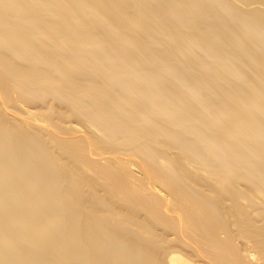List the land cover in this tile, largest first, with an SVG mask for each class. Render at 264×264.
Segmentation results:
<instances>
[{
	"label": "bare ground",
	"instance_id": "obj_1",
	"mask_svg": "<svg viewBox=\"0 0 264 264\" xmlns=\"http://www.w3.org/2000/svg\"><path fill=\"white\" fill-rule=\"evenodd\" d=\"M206 260L264 264V0H0V264Z\"/></svg>",
	"mask_w": 264,
	"mask_h": 264
},
{
	"label": "rangeland",
	"instance_id": "obj_2",
	"mask_svg": "<svg viewBox=\"0 0 264 264\" xmlns=\"http://www.w3.org/2000/svg\"><path fill=\"white\" fill-rule=\"evenodd\" d=\"M201 186H204V185H201ZM209 193H212L210 195H206V198H207V201L209 202H212L211 204H213L215 207L217 206V200H216V195L213 194V192H209ZM214 193H222L221 191L219 190H215ZM102 195H104V193H101ZM202 194V193H201ZM105 200H106V203H107V206L109 208H112V209H118V210H122V211H139L141 210V207H138L136 209V205L137 203H135V201H137L136 199H133V203H127V202H123V201H119L117 199V196L115 195V193H106L105 195ZM208 207L211 208V206L209 205ZM109 214V213H108ZM156 246H160L159 244H157L156 242L154 243ZM161 247V246H160ZM214 257V256H212ZM233 260V258H232ZM201 263H208V264H222V263H219L218 261H215V260H206V262H201ZM223 264H227V263H223Z\"/></svg>",
	"mask_w": 264,
	"mask_h": 264
}]
</instances>
